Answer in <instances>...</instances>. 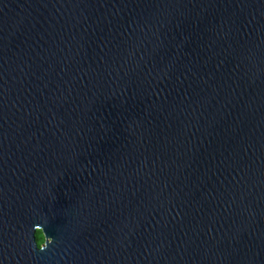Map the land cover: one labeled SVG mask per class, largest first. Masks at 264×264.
I'll list each match as a JSON object with an SVG mask.
<instances>
[{
	"label": "water",
	"instance_id": "water-1",
	"mask_svg": "<svg viewBox=\"0 0 264 264\" xmlns=\"http://www.w3.org/2000/svg\"><path fill=\"white\" fill-rule=\"evenodd\" d=\"M0 264H264V0H0Z\"/></svg>",
	"mask_w": 264,
	"mask_h": 264
},
{
	"label": "clouds",
	"instance_id": "clouds-1",
	"mask_svg": "<svg viewBox=\"0 0 264 264\" xmlns=\"http://www.w3.org/2000/svg\"><path fill=\"white\" fill-rule=\"evenodd\" d=\"M44 223L46 224L47 221L45 220ZM34 235L35 247L41 252L46 251L49 245L54 243L53 238L46 235L45 227L40 224L35 225Z\"/></svg>",
	"mask_w": 264,
	"mask_h": 264
}]
</instances>
